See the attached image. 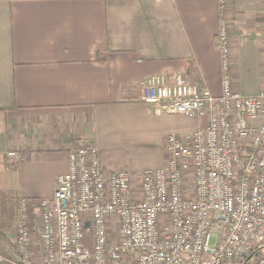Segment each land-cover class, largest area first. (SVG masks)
<instances>
[{
  "label": "crops",
  "instance_id": "0c3cea01",
  "mask_svg": "<svg viewBox=\"0 0 264 264\" xmlns=\"http://www.w3.org/2000/svg\"><path fill=\"white\" fill-rule=\"evenodd\" d=\"M226 2L222 14L218 0H0V192L50 199L83 142L106 177L163 168L167 138L206 119L157 113L139 86L183 74L220 96L221 22L232 88L260 95L263 0Z\"/></svg>",
  "mask_w": 264,
  "mask_h": 264
},
{
  "label": "built area",
  "instance_id": "2783aa9c",
  "mask_svg": "<svg viewBox=\"0 0 264 264\" xmlns=\"http://www.w3.org/2000/svg\"><path fill=\"white\" fill-rule=\"evenodd\" d=\"M218 2L223 14L227 2ZM262 18L264 45V0ZM215 42L220 96L183 74L139 86L155 112L205 118V126L169 136L165 166L139 175H102L95 149L81 143L50 199L21 202L8 232L14 251L1 247L0 263L264 264V91L245 97L232 88L224 22ZM6 157L21 161L15 151Z\"/></svg>",
  "mask_w": 264,
  "mask_h": 264
},
{
  "label": "trees",
  "instance_id": "16d2710c",
  "mask_svg": "<svg viewBox=\"0 0 264 264\" xmlns=\"http://www.w3.org/2000/svg\"><path fill=\"white\" fill-rule=\"evenodd\" d=\"M19 204L17 193L0 192V245L6 240L4 232L11 229L18 217Z\"/></svg>",
  "mask_w": 264,
  "mask_h": 264
},
{
  "label": "rangeland",
  "instance_id": "374dc122",
  "mask_svg": "<svg viewBox=\"0 0 264 264\" xmlns=\"http://www.w3.org/2000/svg\"><path fill=\"white\" fill-rule=\"evenodd\" d=\"M21 202H22V200H20L19 214H18V217H17L16 221L20 218V215H21V210H20L21 209ZM12 227H13V225H12ZM34 227L35 228H32L33 230H31V233H30V239H31V245H32L33 249L36 251V249H37L36 246H37V243H38L37 238H36L37 234H38V227H37L36 221H35V226ZM11 232L14 235L15 230L13 228H11V231L9 233H11ZM9 233H5V236L7 237L6 240H5L6 242L4 241L3 243H1L0 249H1V247H3L2 249H8V250H13L14 249L13 247H11V245L13 243L14 236L9 235ZM1 264H8V263L2 262Z\"/></svg>",
  "mask_w": 264,
  "mask_h": 264
}]
</instances>
